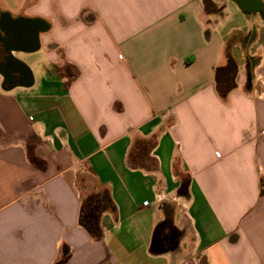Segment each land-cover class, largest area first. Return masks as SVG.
<instances>
[{
	"label": "crops",
	"instance_id": "crops-1",
	"mask_svg": "<svg viewBox=\"0 0 264 264\" xmlns=\"http://www.w3.org/2000/svg\"><path fill=\"white\" fill-rule=\"evenodd\" d=\"M219 2L0 0L40 26L0 55V264H264L262 24Z\"/></svg>",
	"mask_w": 264,
	"mask_h": 264
},
{
	"label": "water",
	"instance_id": "water-1",
	"mask_svg": "<svg viewBox=\"0 0 264 264\" xmlns=\"http://www.w3.org/2000/svg\"><path fill=\"white\" fill-rule=\"evenodd\" d=\"M241 9L255 11L259 9V0H233ZM3 29L7 32L6 43L9 48H16L20 51H32L37 47V30L40 26L29 22H6ZM0 70L8 74L11 71L17 72L22 67L9 61L8 65L0 66ZM24 71V70H22Z\"/></svg>",
	"mask_w": 264,
	"mask_h": 264
},
{
	"label": "flooded vegetation",
	"instance_id": "flooded-vegetation-1",
	"mask_svg": "<svg viewBox=\"0 0 264 264\" xmlns=\"http://www.w3.org/2000/svg\"><path fill=\"white\" fill-rule=\"evenodd\" d=\"M220 0H202L203 5L205 7V10L208 13H213L215 15H221L224 11V9H226V4L219 2ZM231 5L234 4V1L229 0ZM236 5V4H234ZM240 12L242 13L243 17H255L258 16L261 18V20H264V0H259V9L255 10V11H250V10H245V9H241ZM251 19V18H250ZM2 25L4 26V22L2 23ZM258 27L256 25L253 26V31L246 37V38H242L239 37L244 45L247 46V44L249 42H253L255 41L256 37H255V30H257ZM264 34V33H263ZM6 37L2 38L0 37V55L3 56L5 53V49H7L8 44L6 43ZM2 60H6V57H3V59H1L0 57V62H2ZM249 66V65H247ZM248 69V67H247ZM250 69V66H249ZM248 69V70H249ZM21 72V74H24V71L19 70ZM237 70H236V66L235 64L232 62L229 64V66H227V68L225 70H222L220 72H218V80H219V87L222 90H229L232 89L234 86V80H235V76H236ZM13 77L11 75V73L6 74V80L7 81H13ZM250 84V82H249Z\"/></svg>",
	"mask_w": 264,
	"mask_h": 264
},
{
	"label": "rangeland",
	"instance_id": "rangeland-1",
	"mask_svg": "<svg viewBox=\"0 0 264 264\" xmlns=\"http://www.w3.org/2000/svg\"><path fill=\"white\" fill-rule=\"evenodd\" d=\"M218 1V0H217ZM232 11H233V17H232V22L230 23V25H229V27L230 26H239L240 27V25L242 24V27L243 28H245L246 30H245V32L247 33V28L245 27L246 25H247V23H250V22H248L249 20H251L250 18H252V17H245L246 19L245 20H243L241 17H242V13L240 12V10H239V8L236 6V5H234V4H232ZM230 8V7H229ZM229 12H231V8L230 9H228L227 8V6H226V9H224V11H223V13L219 16V17H221V18H224L225 17V15L227 16H229ZM227 16V17H228ZM253 19V18H252ZM255 19H258L257 20V22L258 23H260V24H262V27L260 28L259 27V31H260V33H264V20H261V18L260 17H256ZM255 19H253V21L255 20ZM238 28V27H237ZM227 29V28H226ZM237 33H239V31H236ZM240 34V33H239ZM241 35V34H240ZM263 36H264V34H263ZM262 35H260L259 36V42H260V46H262L263 48H264V37H263ZM242 38H244V37H242ZM252 43V42H251ZM239 53V52H238ZM23 58H26V57H24V56H22ZM80 181H81V183L79 184V186H80V188H82V187H87V188H90V187H92L94 184H93V179H92V177L89 175V173H85V174H83L82 176H81V178H80ZM187 229V226L185 225V230Z\"/></svg>",
	"mask_w": 264,
	"mask_h": 264
},
{
	"label": "trees",
	"instance_id": "trees-1",
	"mask_svg": "<svg viewBox=\"0 0 264 264\" xmlns=\"http://www.w3.org/2000/svg\"><path fill=\"white\" fill-rule=\"evenodd\" d=\"M251 79H252V75H250V73H249V81H251ZM218 88H219L221 91H223V92L225 91V90H222V89L219 87V82H218ZM226 91H227V90H226ZM83 222H84V223H82V224H83L84 226L89 227V225H88L89 223H88V222L86 223V221H84V218H83Z\"/></svg>",
	"mask_w": 264,
	"mask_h": 264
}]
</instances>
